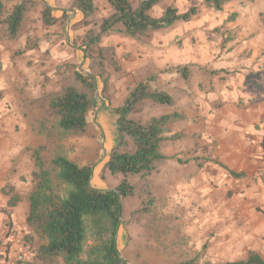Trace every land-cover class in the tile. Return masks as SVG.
<instances>
[{
  "label": "rangeland",
  "instance_id": "rangeland-1",
  "mask_svg": "<svg viewBox=\"0 0 264 264\" xmlns=\"http://www.w3.org/2000/svg\"><path fill=\"white\" fill-rule=\"evenodd\" d=\"M129 1L135 5L141 0ZM95 4L96 12L89 19L90 24L76 25L71 41L63 42L76 48L80 61L58 65L59 73L44 81L45 87L59 89L66 83H76L75 70L88 75L93 69L101 74V79L95 78L91 96L93 108L86 131L62 139L59 135L48 137L45 132L37 134L34 123L40 116V109L33 108V103L26 106L25 123L3 120L6 113L0 112V264H38L37 249L42 238L36 234L37 237L31 236L23 229L27 227L23 221L12 219L13 206L8 205L12 196L18 197L14 195V186L22 196L18 201L32 189L34 166L30 150L49 145V150L57 149L78 164L86 162L93 167L99 166L107 160L106 146L113 145L116 136L115 126L107 122L105 125L100 118L101 110L106 107L112 113L139 84H144L148 91L170 96L174 105H160L144 99L129 118L146 122L176 115L177 118L166 126V137L173 140H168L163 149L165 151L170 144H182L186 149L182 152L186 155L178 160L182 169L175 171L171 181L158 174L161 168L152 174L153 177L129 178L135 195L122 200L121 226L116 235L123 264H219L245 259L250 250L262 255L264 168L254 179H234L218 169L214 165L218 156L214 154L218 148L216 132L219 134V128L213 130L212 126L222 105L239 104L242 108L247 96L256 100L254 96L264 95V0H232L222 12L205 8L199 0H159L149 12L153 18L160 17L169 7L176 8L178 14L195 7L196 13L188 22H177L174 29L149 31L135 40L122 36L114 41L100 42V47L114 48L115 59L113 65L105 62L100 68L95 67L98 47L86 51L85 46L111 9L105 6L104 0H96ZM234 13L236 16L231 19ZM53 30L43 25L40 5H37L26 15L21 33L9 41L13 47L25 41L22 52L27 53L38 48L40 41ZM160 42L167 47L166 51L158 50ZM28 62L33 63L32 60ZM40 62L35 63L39 66ZM182 68L187 69L185 76L178 71ZM102 78L107 79L104 92H101ZM28 82H35L33 75L28 74L26 85ZM199 106L203 107L202 115H198ZM184 107L192 111L189 120L180 111ZM182 117L184 119L180 120ZM200 117L203 119L199 120ZM178 123L183 128L187 123L189 128L179 132ZM260 129L256 126V130ZM251 135L246 134V146L250 145ZM92 142L95 155L90 159L87 147ZM259 143L264 162V137ZM206 165H210V171L209 166L204 168ZM98 177L109 189H114L123 179L122 175L107 170ZM10 235L18 238V244L26 246L24 243H28L33 247V256L25 257L21 249H14L15 254H10L13 249ZM91 241L88 232L87 247Z\"/></svg>",
  "mask_w": 264,
  "mask_h": 264
},
{
  "label": "trees",
  "instance_id": "trees-1",
  "mask_svg": "<svg viewBox=\"0 0 264 264\" xmlns=\"http://www.w3.org/2000/svg\"><path fill=\"white\" fill-rule=\"evenodd\" d=\"M231 1L200 0L205 8L214 12H222ZM94 2L74 0V11L83 16L81 25L90 24L89 19L96 12ZM106 2L111 13L101 20L97 32L85 46L86 51L98 47L95 67L99 68L105 62L113 65L115 61L113 47L99 46L103 37L116 34L135 40L149 31L166 30L177 22H188L196 13L195 7L184 14H178L176 8L169 7L160 17L153 18L149 12L159 0H141L135 5L129 0ZM37 5L41 6L43 25H56L58 19L45 3L23 0L5 11L0 0V28L9 40L21 33L26 15ZM235 16L234 13L230 17L233 19ZM178 71L185 76L187 69ZM73 74L76 83H66L59 89L45 91L40 98L31 102L33 108L40 109V116L34 123L37 134L45 132L48 137L59 135L62 139L86 131L93 108L91 96L95 78L101 79V74L93 69L88 75L76 70ZM100 81L101 92H104L107 79ZM144 99L160 105H174L170 96L148 91L144 84H139L129 92L123 105L111 111L117 116L116 136L102 171L122 175L123 179L114 189L98 190L91 186V164L80 165L71 161L59 150H49V145L30 150L34 166L31 172L33 186L28 195L29 209L25 224L46 241L37 249L38 264H123L116 246V235L121 226L122 200L135 195L134 185L129 178L150 176L167 159L162 148L168 140L173 139L166 137V126L177 118L176 115L161 116L146 122L129 118ZM226 171L234 179H247L242 172ZM17 201L18 198L12 196L8 205L15 206ZM88 232L92 241L87 247ZM219 264H264V260L254 251H249L244 260Z\"/></svg>",
  "mask_w": 264,
  "mask_h": 264
},
{
  "label": "crops",
  "instance_id": "crops-1",
  "mask_svg": "<svg viewBox=\"0 0 264 264\" xmlns=\"http://www.w3.org/2000/svg\"><path fill=\"white\" fill-rule=\"evenodd\" d=\"M20 1L23 0H1L3 7H6L7 11H9L15 4ZM31 1L35 3H45L47 6H49L52 9V15L56 19H58V22L56 25L51 26V28H54V30L52 31L53 33L48 35L45 39L41 40L38 48L29 50L27 51V53L22 52L24 51L23 49L25 47V41H22L21 44L15 45L13 47L8 37L4 35V31L0 33V95L2 96V100H0V112L2 115L6 113V116L3 118V120L6 121L13 122L14 120H19L20 122H24L26 116L28 115L26 106L29 105L31 101L40 98L44 91L52 90L51 87L44 86V81L45 79L52 78L53 76H55V74L59 73L56 67L58 65L61 66L64 63L71 65L80 61L79 52L76 50V48L71 47V44L69 45L67 44V42V46L63 44V42H65L66 40L70 39L71 41L73 35H75L74 29H76V25L79 26V24L83 20L82 14H77L73 9L74 0ZM104 2L105 6H108L106 0H104ZM95 3L96 0L94 4ZM176 27L177 23H175L168 29H174ZM121 37L122 36L116 34H109L108 36L103 37V41H114L116 39H120ZM168 37L169 35H167V40ZM159 46L161 47L158 49L160 52H164L167 50V47H164L163 42H160ZM19 52L21 54H19ZM12 53L14 55L13 58ZM29 60L33 61L32 65L28 64ZM38 61H41L39 63V66L36 65ZM28 74L33 75V79H35V82L30 83V81L26 85ZM248 93L253 92H251V90H248ZM254 99L256 100H251V98L247 96L242 108H240L241 106L239 104H230L229 106H226L225 104L222 105L218 113H216L215 118L213 119V121H215L213 126L212 122H209L210 126L214 128H212L213 130L219 128V134H217L216 132V138L218 139V148L214 154L215 156H218V162H216L214 165H216L218 169L224 171L225 173H227L226 170L235 173L242 172L247 176V178H255L260 174L258 171L264 168V162L259 143V141H261V138L264 137V95H260L258 97L254 96ZM24 107L25 109H23ZM201 108L203 107L199 106L198 115H202ZM180 111L184 115H186L188 117L187 120H189L191 114L190 112L192 111L186 110L185 107L180 108ZM100 118L105 121V125L107 122L108 125H114L116 128L117 116L113 113H110L106 107L101 110ZM183 119L184 117H182V119L180 120ZM201 119L203 118L200 117L199 120ZM205 123L206 122H204V124ZM256 126H260L261 129L256 130ZM186 127L189 128L187 123ZM185 128H183L181 124L177 125L176 127L177 131L179 132H183L182 130ZM247 133L252 134L250 137L251 142L249 143V146H246ZM179 136L180 137L178 139L180 141L182 135L180 134ZM207 137L208 135L205 138ZM112 146L113 145L109 144L106 146L108 147L107 153H109ZM163 148L162 153L167 157V159L158 166L157 171L161 168L158 174L161 173L162 176L171 181L175 178V171H177L178 169H182L180 165H178V160L185 158L186 153L182 151L186 149L184 148V146H182V144L176 143L173 145L170 144L167 149H165V151ZM87 149L89 150V152H91L90 159L94 158V142H92L90 146L87 147ZM106 161L107 160L104 159L102 164H100L99 166H92V176L90 184L95 189L109 190L108 186H106L105 183L98 177L102 172ZM79 164L86 165L90 163L82 162ZM206 167H208L209 171L211 170L210 165H206L204 168ZM187 175L189 178L190 175ZM227 175L229 174L227 173ZM1 177L2 175L0 172V178ZM149 177L153 176L150 175ZM14 187V195L20 197L21 199L22 196L18 191V187ZM28 195L29 192L22 198V201H17V205L11 208L10 213L12 219H16L18 222L23 221L25 223L29 209ZM23 229H25V231L27 230V233H30L31 236L37 237L27 227H24ZM9 239L13 242V249L10 251V254L14 253V249L19 251L21 249V254H23L25 257L33 256L34 248L29 246L28 243H24L26 244V246H24L23 243L18 244V238H13L12 235L9 236ZM41 240V245H44L46 241L43 239ZM247 254L248 252L246 253V257ZM258 255L260 257H264V253H262L261 255V253L258 252Z\"/></svg>",
  "mask_w": 264,
  "mask_h": 264
},
{
  "label": "water",
  "instance_id": "water-1",
  "mask_svg": "<svg viewBox=\"0 0 264 264\" xmlns=\"http://www.w3.org/2000/svg\"><path fill=\"white\" fill-rule=\"evenodd\" d=\"M87 75V74H86Z\"/></svg>",
  "mask_w": 264,
  "mask_h": 264
}]
</instances>
